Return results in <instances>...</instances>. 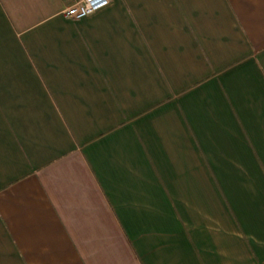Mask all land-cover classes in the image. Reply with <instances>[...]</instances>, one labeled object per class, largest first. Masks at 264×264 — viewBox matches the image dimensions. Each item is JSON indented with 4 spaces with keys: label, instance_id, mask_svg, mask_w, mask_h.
<instances>
[{
    "label": "crops",
    "instance_id": "1",
    "mask_svg": "<svg viewBox=\"0 0 264 264\" xmlns=\"http://www.w3.org/2000/svg\"><path fill=\"white\" fill-rule=\"evenodd\" d=\"M0 0V264H264V0Z\"/></svg>",
    "mask_w": 264,
    "mask_h": 264
},
{
    "label": "built area",
    "instance_id": "2",
    "mask_svg": "<svg viewBox=\"0 0 264 264\" xmlns=\"http://www.w3.org/2000/svg\"><path fill=\"white\" fill-rule=\"evenodd\" d=\"M109 0H76L64 9V15L73 20L86 17L105 7Z\"/></svg>",
    "mask_w": 264,
    "mask_h": 264
}]
</instances>
